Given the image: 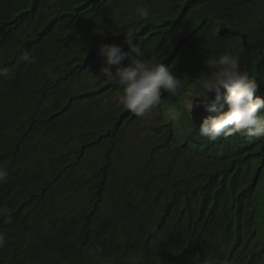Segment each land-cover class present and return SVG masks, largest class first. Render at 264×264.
Masks as SVG:
<instances>
[{
    "label": "trees",
    "instance_id": "obj_1",
    "mask_svg": "<svg viewBox=\"0 0 264 264\" xmlns=\"http://www.w3.org/2000/svg\"><path fill=\"white\" fill-rule=\"evenodd\" d=\"M126 31L185 85L151 111L164 132L142 161L125 155L141 117L97 78L99 46L127 50ZM225 52L264 98V0H0V264H264V138L209 141L198 126L216 113L190 112Z\"/></svg>",
    "mask_w": 264,
    "mask_h": 264
},
{
    "label": "clouds",
    "instance_id": "obj_2",
    "mask_svg": "<svg viewBox=\"0 0 264 264\" xmlns=\"http://www.w3.org/2000/svg\"><path fill=\"white\" fill-rule=\"evenodd\" d=\"M149 14L146 7L135 9L138 18H147ZM136 41L135 33L126 31L124 43L128 46L127 50L120 44H101L99 53L103 63L99 70L100 76H96L121 88L118 104L136 117H141L128 127L136 125L148 113H152L160 105L164 93L175 97L185 86L183 79L178 78L169 66L143 58L145 50ZM19 59L27 64L35 62V57L29 52H24ZM204 65L207 71L199 76L200 91L193 100L190 112L194 105H202L216 115L207 116L200 122L199 135L212 142L237 134L248 140L264 138V98L255 95L260 85L241 68L239 58L225 52L207 56ZM48 75L55 79L51 71ZM0 76L8 79L11 72L6 67H0ZM181 114L172 111L169 117L175 119ZM162 133L159 137L150 136L146 147L148 150L160 140ZM7 177V169L0 167V184L5 183ZM5 245V236L0 233V248ZM216 264L222 262L216 261Z\"/></svg>",
    "mask_w": 264,
    "mask_h": 264
},
{
    "label": "rangeland",
    "instance_id": "obj_3",
    "mask_svg": "<svg viewBox=\"0 0 264 264\" xmlns=\"http://www.w3.org/2000/svg\"><path fill=\"white\" fill-rule=\"evenodd\" d=\"M93 78L94 76H89V81L94 82ZM198 92L199 89L196 91L189 92V96L194 100ZM199 109L200 108H198V106H194L192 108V111L196 112ZM159 118L160 114L157 112L148 113L147 116H145L136 125L128 127L127 132L125 134V143L131 148L129 151L126 150L125 155L130 156L131 158L136 157L134 158L135 160L139 159V161H142L144 155L142 154L141 149L147 147V143L150 141V136L160 135L161 132H164V130L161 132H156V130L154 129V127L158 125ZM153 141H155V138H153ZM162 151V149H158L156 154L154 155V160H156V167H163V165L168 166L170 160L172 159L173 153L167 152L165 154H161ZM163 155H165V158H167L166 161H163Z\"/></svg>",
    "mask_w": 264,
    "mask_h": 264
}]
</instances>
